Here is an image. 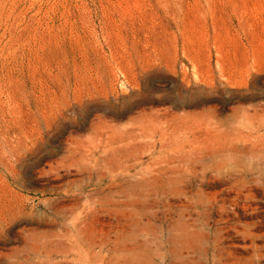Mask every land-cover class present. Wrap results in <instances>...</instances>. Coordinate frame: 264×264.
I'll use <instances>...</instances> for the list:
<instances>
[{"label":"rangeland","instance_id":"rangeland-1","mask_svg":"<svg viewBox=\"0 0 264 264\" xmlns=\"http://www.w3.org/2000/svg\"><path fill=\"white\" fill-rule=\"evenodd\" d=\"M0 264H264V0H0Z\"/></svg>","mask_w":264,"mask_h":264}]
</instances>
